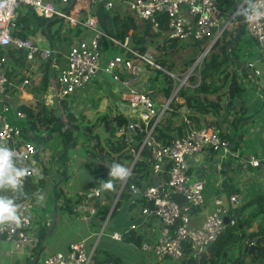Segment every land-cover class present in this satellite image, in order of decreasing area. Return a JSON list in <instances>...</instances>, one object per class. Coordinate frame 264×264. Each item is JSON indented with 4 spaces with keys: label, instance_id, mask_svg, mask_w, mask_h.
Here are the masks:
<instances>
[{
    "label": "built area",
    "instance_id": "obj_1",
    "mask_svg": "<svg viewBox=\"0 0 264 264\" xmlns=\"http://www.w3.org/2000/svg\"><path fill=\"white\" fill-rule=\"evenodd\" d=\"M84 2L93 7L102 5L105 9H112L116 3L125 2L135 19L150 22L154 30L158 28L160 17L164 16L167 19L170 39L178 40L183 44L208 39L210 42L208 48L220 41L225 31L242 24L245 26L247 35L259 44L260 56L264 60V15L259 18L238 15V10L246 5L264 12V0H242L230 15L220 8L218 0H0V52H4V55L0 57V144L14 149L21 160L19 166L29 169L28 175L17 191L19 194L25 192L29 181L35 175L34 162L40 155L41 148L35 143L23 140L21 129L10 123V114H14L16 118H26V115L17 107L19 93L22 92L28 101H33V95L26 94V88L30 84L28 78L24 79L18 87V92L13 93L10 90L12 86V81L8 77L10 62L5 52L7 49L23 51L28 63L46 61L56 53L53 49L40 47L31 38H21L16 34L17 19L28 10H31L37 18L47 21L57 20L71 29L86 28L91 37L79 39L71 45L66 56V64L60 70L59 78L53 81L49 97L63 99L85 89L102 66L100 40L105 35L98 28L94 11H88L87 15L82 17ZM110 40L115 45L125 47L126 54L130 56L112 57L107 61L104 71L122 87L123 97L133 110L143 109L139 117L133 118L127 128L120 131L125 137V143L133 147L136 143L134 135L143 132L140 122L145 124V136L141 149L145 146L149 149L150 170L160 175L158 182L153 186L141 187L132 184L130 187L132 194L146 203L141 208L144 221L155 220L160 225L156 239L144 241L140 249L148 256L152 254L154 259L150 257L157 264L164 261L179 264L183 261L187 250L193 251L196 255L203 253L216 243L227 227L236 225L240 219L237 213L240 207V196L235 194L229 195L227 205L222 198L215 199L213 210L202 226L197 229L191 227L194 209L204 204L206 180L202 177L192 180L189 175L188 159L208 152L225 157L234 156L233 145L220 135L218 129L212 127L190 128L185 136L167 145L157 141L153 135V129L168 110L171 99L177 94L174 93L168 102L158 109L150 95L134 90L133 86L140 77V67L150 66L154 69H161V67L149 50L138 53L128 47L127 41L122 42L113 38ZM207 53L205 51L204 56ZM248 66L254 69L256 77L261 75L253 64ZM122 73L130 74V76L122 77ZM151 121L153 124L149 126ZM139 154L134 151L135 161L139 158ZM262 162V158L250 157L248 160L241 161L240 164L244 169L258 168ZM165 163H167V170L164 169ZM100 194V189L93 190L87 195L85 203L83 202L74 211H88L93 215L96 209L87 207V202L99 197ZM30 208V203L24 201L19 208L22 217L19 223H0V243H10L14 250L21 254L31 253L40 244V238L33 225V217L30 215ZM225 218L228 219V224L224 222ZM137 226L132 225L131 231ZM111 237L117 241L123 240V235L120 233H114ZM39 257L36 262L38 264H114L113 262H97L94 249L87 252L82 243L71 245L67 253Z\"/></svg>",
    "mask_w": 264,
    "mask_h": 264
},
{
    "label": "crops",
    "instance_id": "obj_2",
    "mask_svg": "<svg viewBox=\"0 0 264 264\" xmlns=\"http://www.w3.org/2000/svg\"><path fill=\"white\" fill-rule=\"evenodd\" d=\"M241 1L237 3L239 4ZM82 7L84 8V11H82V17H85L88 11L91 12L94 11L96 16L98 7L90 6L87 2L82 3ZM230 8L235 9L233 4L231 5ZM107 10L111 11L112 14L117 15L120 18L131 16L133 19H135L132 16L128 4L125 2H118L114 5L112 9H107ZM224 11L226 12L227 15L231 14V11H229V7L224 8ZM135 21L139 23L141 22L137 19H135ZM62 25L64 27L69 28L67 25L64 24ZM58 28L60 27L57 28L51 27L54 36L53 40L50 39L49 37L48 38L44 37L43 34L40 32V30H38L35 27L33 34L27 38H31L35 40L39 46H40L39 43L41 42L50 43L49 41H51L50 46H46L42 48H50L57 51V54L55 53L56 54L55 57L50 58L52 59L51 70L53 68L54 70H58V72H60V70L66 64V56L69 53V51H65L67 49L61 48L60 46H55L56 44L55 38L70 40L71 41L70 47H71V45L76 41H78L79 39L80 40L89 39L91 37V34L86 28H74V29L69 28L67 31L60 30V32L57 33L56 30ZM77 29H79L78 34L75 33ZM131 34L132 33L129 32L128 34L124 35V37L121 39L122 42L127 41L128 47H129ZM245 38L246 40H244V45L240 46L242 49L243 48L245 49V51H242V56H241V58H243L242 59L243 61L241 60L243 64L235 59H233V61L234 62L237 61L238 63L235 62L236 64H242L248 68H249L248 66L249 64H253V67L255 69H258L257 68L258 65L264 69V60H262V57L260 56L259 44L254 39L249 37L247 33L245 34ZM248 41H250V43H248ZM158 42H160V40H158ZM52 45L54 47H52ZM147 45H148L147 50H149L154 54L156 61L159 64L157 60L158 52L154 47V43L148 41ZM115 46L124 49V51H119V50L103 51L101 49L102 66L99 70H97V73L92 77L87 87L83 90H80L76 94L72 95L71 98L70 97L63 98V99L66 98L70 99V104L74 106V111L77 115L82 114L77 111V107L80 108L81 106L84 109L82 115L86 118L87 121H89L88 119L91 118L95 113H100V114L104 113V114H109L111 116H117L120 113H123L125 114V116L132 119L139 117V115L143 113V109H139L135 111L129 106V103L123 97L122 87L118 83L114 82L112 77L109 74L105 73L104 71L107 61L112 57L116 55L127 56L125 52L126 51L125 47L121 45H115ZM182 49H183L182 57H181L182 59L177 61V66L175 67L177 69L178 68L181 69L182 67L186 66L191 61L192 58H195L199 54L200 55L198 59H202L204 52L206 50L205 49L201 54V51L197 47H195V45L193 44L191 45V43H187V44L182 43ZM68 50H70V48ZM59 54L62 55L61 60H58L56 58V56H58ZM48 60L37 61L35 63H28L26 61L27 68L25 70H22L21 73L22 75L27 74L29 76H24V79L26 78L30 79V84L32 85L35 82V79H31L32 78L31 73H29L31 72L30 67L39 68L40 65L44 64ZM160 67L161 69H154L150 66L140 67V77L134 85L138 83H143L142 89L145 92L148 91L149 88L148 79L153 74L152 73L153 70H160L166 72L174 79L175 81L174 88L171 96L174 93L177 94L176 97L173 99H175V104L179 106L178 109L179 115L172 119L173 124L170 126V130L166 128L167 127L166 125H168L167 123L164 126V129H167L168 136L174 137L178 135L177 127H179L183 122L189 123L188 121L189 117L194 114H196L200 118L199 127L214 128L215 126L213 125L209 126L208 123H211L212 121H215L218 118L220 122H219V128L217 129L221 133L223 132L228 134L229 138H232L234 135L235 136L237 135L236 136L237 140L235 142V145H233L232 147L234 156L225 157L223 155H217L215 153L208 152V153L194 155L188 159L189 175L191 176V178L193 180H197L202 177L203 179L206 180V186L204 190V195H205L204 204L201 207L194 209L191 217V227L193 229H197L202 226L204 221L212 212L215 199L222 198L225 204L227 205L229 202V195H235V194L239 195L238 192H232V190L236 191L238 188H245L246 194H251L254 196L257 195L258 193L257 190L261 192L260 189L249 190L247 185L250 184V182L261 180L262 179L261 176L256 172L250 171L249 167L244 169L240 164L241 161L248 160L250 157H259L262 158L264 161V154H263L264 125L261 120L262 114H258V116H256V118L253 119L252 122L249 119L247 120V118L244 120V117H252L256 115L260 111L262 106H264V100L258 93V91L261 92L259 89L261 85L258 84V80H256V82H253L252 80V82L255 84L252 86L251 91L247 92L246 95L243 96V98L246 101L241 98H234L232 100L227 98L223 99L221 101V105L223 107L226 106V109L229 113L228 122H223L224 121L223 118H225L223 107H221L220 109L215 108L217 95H206V96L201 95L199 97L200 100L202 101L205 100L206 105H208L206 110H203V113L201 114L198 112L197 108H194L192 105L188 104L186 98L178 96V93L183 86L194 88L200 84L201 82L200 75H199L200 77L199 79L195 75L196 81L193 83L190 82V77H192L194 73V69L192 68L193 66L188 67L187 71L181 75L176 74V72L173 73L168 72L161 65ZM38 68L36 70H38ZM27 70L29 72H27ZM230 71L231 70H228L229 74ZM121 76L127 77L130 76V74L122 73ZM54 79L55 77H53L52 82L54 81ZM183 80L184 81L186 80V82H182ZM22 82L19 83L17 81L15 82L12 81V86L10 87V90H12L13 93L18 92L17 91L19 90L18 87L22 84ZM256 86L258 87V89L256 88ZM253 88L256 91V93L253 90ZM26 92H27L26 94L31 93L29 90V86H27ZM49 92L51 93V89ZM50 93L48 95H50ZM19 96L20 98L17 101L18 102L17 107H19L22 104L32 105V106L36 104V100L34 96H33V101H28L24 97L22 92L19 93ZM150 96L154 100L156 107L158 109H161V107L165 103H167L168 100L171 98L170 97L165 102L159 96H157V98L156 97L154 98L152 95ZM48 98L49 97H46V101H47L46 104L52 102H53L52 104L58 103L59 99H51V101H49ZM173 99H171V101ZM108 108L110 111H107ZM169 115L170 114H165V118L169 117ZM99 116L100 115L98 114L95 115V117H99ZM14 117L16 118V116ZM239 118H241V120H239ZM236 120L238 122L242 121L243 123L236 125ZM194 126L195 125L193 126L189 125L187 127L188 129L186 133L188 132L189 128L195 129ZM98 127L101 131L105 132L102 126H98ZM94 132L101 137V135L97 133L96 130H94ZM118 134L124 137L121 131H119ZM107 136L108 135L106 133L105 137ZM105 137H101V138L103 139ZM38 147L41 148V151H40V155L36 157L34 162V167H35L34 177L32 180L29 181L28 186L23 194H19L16 192L14 193V195L19 205L24 201H28L30 203L31 205L30 215H32L33 217V225L36 229V232L38 233V236L44 227H47V231H48L52 222V214L54 213L53 212L54 202L55 200L57 202L56 222L50 236L44 243V246L42 248L43 250L41 249L39 256L43 257L44 255H49L54 253H67L71 245L82 243L87 252H91V250L94 249V257L97 255V252H100L99 253L100 258H106L111 256L118 261L117 262L118 264H157L154 262V260L151 259L150 256L141 252L140 245L137 246L133 242H127L125 240L126 239L125 235L129 234L132 231L136 234L137 237L141 238V244L144 241H154L156 239V235L159 233L160 225L157 221L155 220H152L150 222L144 221V218L141 214V208L143 207L141 206V203L143 201L140 198H138L135 194L131 193V197L120 201V205L116 211V215L111 216L112 211L116 207L115 201L120 192L119 190L117 192V195L115 196L116 199L113 201V204L111 205V213L109 214L107 219L102 223H100L98 219L95 217L96 210L93 215H91L88 211L76 212L74 211V209L82 205L87 195L91 194L93 190L97 189L91 186L89 180L90 176L89 173L87 172V166H86V164L89 162L88 155L82 149L81 144L76 148L68 151V157H69L68 165L70 167L69 170L70 169L73 170L74 176L72 181L69 180L67 182H64L65 181L64 179L66 178L64 177L60 179V176L58 174L59 172L62 171L63 166L60 164V162L56 163L52 160L53 159L52 156L49 153L45 152L44 146H38ZM133 150L132 153L134 156L135 150L134 151ZM38 162L41 163L42 166L41 168L40 166L37 167ZM133 163H135V160ZM167 168H168L167 163H165L164 169L167 170ZM261 168L264 169V164L261 166ZM42 170H47V171L49 170L48 174L46 176L41 175ZM253 174H255V176L251 177ZM159 176L160 175L153 173V171L150 170V174L143 179L141 183V187H150L155 185L160 178ZM61 182L62 183L64 182L63 184H61L62 192L68 195L69 198H71L72 200V204H73L72 212H69L64 208H61V205L58 204V198L60 199V196L58 193H56L55 186L57 184H60ZM67 186L70 187L71 191L66 190ZM36 191L38 192V194L43 195L44 199L42 201L37 202V200H33L32 198H29V196H33V194ZM26 193H28L29 196L27 198H23ZM5 194L6 193H4L3 191H0V195H5ZM7 194H11V193H7ZM105 198L106 197L101 192L99 197H95L87 202V207L95 208L94 203L98 199H100L101 201L103 200L102 203L104 204L107 202ZM179 201L182 202L181 199H179ZM241 202L242 200L240 197V206L245 204L243 202L242 204ZM132 225H138V226L136 227L135 230L131 231ZM114 233L122 234L123 240L117 241L112 239L111 235ZM38 251L39 249H34L31 253L21 254L16 252L10 243L2 242L0 243V264H12V263L22 264L23 260L24 263H26L27 259L33 260L34 257L38 254ZM39 258L40 257H38V260ZM160 264H172V262L164 261Z\"/></svg>",
    "mask_w": 264,
    "mask_h": 264
},
{
    "label": "trees",
    "instance_id": "obj_3",
    "mask_svg": "<svg viewBox=\"0 0 264 264\" xmlns=\"http://www.w3.org/2000/svg\"><path fill=\"white\" fill-rule=\"evenodd\" d=\"M241 0H218L219 6L222 10L226 7H231L233 3H237ZM96 17L98 19V28L104 33V37L100 40V49L103 51H124V49L116 47L110 38L121 41L124 35L131 32V38L129 41V48L143 53L147 51V42L154 43V47L158 52L157 60L159 64L168 72H176L181 75L185 73L188 66H184L181 69L175 68L177 61L182 59V43L178 40L170 39L169 29L167 27V19L162 16L159 20V25L156 30L153 29L150 22H136L135 19L130 17L120 18L117 15L111 13V11L105 9L102 5L97 8ZM57 20H43L37 18L31 10H28L23 16H19L17 19V32L16 34L21 38H27L33 34L34 27L40 30L44 37H49L53 40V31L51 27ZM48 23V24H47ZM63 26L56 30L57 33L62 30ZM239 31L238 38L236 39V47L230 52V57L227 54V47H229L233 41L236 32ZM79 29L75 31L78 34ZM245 26L242 24L237 25L234 29L225 31L220 41L214 44L204 60L198 74L201 76V82L194 88L183 86L178 96L186 98L188 104L197 108L201 114L203 110H206L207 106L205 100H200L201 95H217L215 108L220 109L223 107L221 101L223 99L241 98L242 93L245 91L243 83L238 79V75L234 72L228 73V67H237L243 75L253 84L249 73L245 66L242 64H236L232 59L241 61L242 51L241 41L245 38ZM160 40V42H158ZM191 45H195L199 50L204 51L208 45L209 40L203 39L201 41H189ZM250 43V41H248ZM126 52V51H125ZM7 59L11 64V70L8 72V77L12 80V74H21L22 70L27 68L26 56L23 51H16L13 49H7ZM57 54V51H56ZM53 57H55V55ZM4 55V52H0V57ZM127 56H130L129 54ZM52 57V58H53ZM51 61L49 59L44 64L40 65L37 72L31 79H35V82L29 85V90L33 94L36 104L32 105H20L19 111H22L25 115V119L15 118L14 114H10V121L13 125L18 126L21 129V138L28 142L35 143L38 146H44L45 149L50 140L55 139V147H53L48 153L52 156L54 162H60L63 166L61 172H59L60 179H64L67 182L69 179V157L68 151L76 148L80 144L82 149L89 157V162L86 164L87 172L89 173V180L93 188L100 189V191L106 197V203H102L100 199L96 200L94 207L96 209L95 217L100 223L104 222L111 213V205L117 192L120 190L124 180H113V187L111 189H104L101 187L102 180L108 178V167L113 162H118L127 167L130 171L131 165L134 162V156L132 150L139 151V158L135 161L131 172L127 178L126 184L121 191L118 202L115 209L112 211L111 216L116 215V211L120 205V201L131 197V185L141 186L144 178L150 174V151L145 146L141 150V144L145 136V124L140 122L143 129L142 133L134 135L136 141L133 147H129L124 141L122 135L118 132L122 129H126L132 118L120 113L117 116H111L109 114L100 115L94 123H90L81 114L77 115L74 111V106L69 103V98L59 99L58 103L49 107L46 105V97L52 89V79L54 76V69L51 70ZM241 63V62H240ZM152 75L148 79L149 88L146 93L152 95L154 98L159 96L163 101H167L172 94L174 88V79L166 72L160 70H153ZM56 78V77H55ZM24 77H20L17 82H22ZM55 80V79H54ZM196 81V76L190 77V82ZM218 85V86H217ZM254 85V84H253ZM260 91L264 94V86L259 87ZM225 90V91H224ZM204 109H203V108ZM179 106L175 104V99L170 103L169 110H167L162 116L160 122L155 125L153 129V135L155 139L165 145L170 144L177 138H182L186 135L187 127L189 125L194 126L195 129L200 128V118L194 114L189 117V123L183 122L177 127L178 135L168 136L167 129L170 130V126L173 124L172 119L177 117ZM225 118L223 122H228L229 113L226 106L223 107ZM165 114H170L165 118ZM262 114V122L264 125V106L256 115ZM255 116V115H254ZM247 117V120L254 118ZM166 120V122H165ZM220 120L217 118L215 121L208 123L209 126L213 125L214 128H219ZM165 123V124H164ZM166 123L168 125H166ZM243 123L236 120V125ZM153 123L150 122L149 126ZM167 129H164V126ZM97 126H102L107 133V137L101 138L94 132ZM197 127V128H196ZM211 128V127H209ZM190 129V128H189ZM223 138L228 139L232 145H235L237 135L229 138L226 133H221ZM75 139V140H74ZM132 149V150H131ZM49 150V149H48ZM42 161V160H41ZM264 164L262 162L261 166ZM41 166V163H37V167ZM260 166V167H261ZM253 168V169H259ZM252 170V167H249ZM39 170V168H38ZM50 170V169H49ZM48 170V171H49ZM47 170H42L41 175L46 176ZM109 179H111L109 177ZM63 182V183H64ZM57 184L56 193L59 194L58 204L61 208L72 212L73 204L71 198L64 194L61 189V184ZM232 192H236L232 190ZM28 193L23 198H27ZM30 197V196H29ZM143 201L141 206H145ZM252 206L255 208L249 210ZM243 220H240L234 226H229L219 237V239L210 246L203 253L196 255L193 251L187 250L183 261L179 264H264V194H257L254 198L247 201L241 207L237 209V213L240 211L247 213ZM256 228V231L248 233L252 228ZM47 231V227H44L39 233L40 243L43 240ZM127 242H133L135 245H141V238L137 237L132 231L125 235ZM246 240L247 243L244 241ZM244 242V247L242 243ZM251 245L255 246V253H248ZM40 244L37 249H39ZM239 247V248H237ZM43 250V249H42ZM37 252V251H36ZM99 253L95 256L96 261L99 263L113 262L118 264L114 257L100 258ZM250 258V262H246V257ZM31 259H27L26 264H31ZM38 264V263H36Z\"/></svg>",
    "mask_w": 264,
    "mask_h": 264
},
{
    "label": "clouds",
    "instance_id": "obj_4",
    "mask_svg": "<svg viewBox=\"0 0 264 264\" xmlns=\"http://www.w3.org/2000/svg\"><path fill=\"white\" fill-rule=\"evenodd\" d=\"M238 15L259 18L264 15V12L253 8L251 5H246L238 10ZM20 163V157L14 149L0 144V191L6 193L5 195H0V223L2 224L19 223L22 219L19 213L20 205L17 203L14 193L19 190L29 173V169L19 166ZM128 176L129 169L127 167L121 163L113 162L108 167V178L102 180L101 187L111 189L113 187V180H124ZM43 199L42 194L36 197L37 202ZM24 218L26 219V217Z\"/></svg>",
    "mask_w": 264,
    "mask_h": 264
},
{
    "label": "rangeland",
    "instance_id": "obj_5",
    "mask_svg": "<svg viewBox=\"0 0 264 264\" xmlns=\"http://www.w3.org/2000/svg\"><path fill=\"white\" fill-rule=\"evenodd\" d=\"M229 11H231V14L233 13V11H234V9H232V8H230L229 7ZM63 25L60 23V22H55L54 24H53V27H55V28H57V27H62ZM69 28H67V27H64L63 26V29H62V31L64 30V31H67ZM50 43H51V41H49ZM55 42H56V44H55V46H60L61 48H64V49H67V50H65V51H69L68 49L70 48V40H68V39H58V38H55ZM50 43H48V42H41V43H39L40 44V47H46V46H50ZM241 46L242 45H244V41H241V44H240ZM52 47H54L53 45H52ZM207 49V48H206ZM235 49V48H234ZM233 49H231V51H232ZM201 51V50H200ZM203 53V51H201V54ZM200 55V54H199ZM199 55H197L195 58H192L191 59V61L187 64V66L188 67H191V66H193L192 68L194 69V73H193V75H196L197 76V78L199 79L200 77H199V74H198V71L200 70V68H201V66H202V61L204 60V58H205V56L202 58V59H198V57H199ZM56 58L58 59V60H61L62 59V55H58V56H56ZM243 58H241V60H242ZM243 61V60H242ZM241 62V61H240ZM242 63V62H241ZM244 66V65H243ZM38 67H30V69H31V72H29L28 70H27V72H29V73H31V77L37 72V69ZM245 68H246V70H247V67L245 66ZM257 68L260 70V73H261V75L260 76H258L257 77V80H258V84H260L261 86H263L264 85V69L261 67V66H257ZM12 68H11V65H9V71L11 70ZM228 70H231V71H234V73H236L237 75H238V79L240 80V82L241 83H243V87H244V89H245V91L242 93V96H241V99H244L243 98V96L244 95H246V93L247 92H250L251 91V89H252V86H253V84H255V83H251L249 80H248V78H246L244 75H243V73L237 68V67H232V66H230V67H228ZM231 71H230V73H231ZM248 72V71H247ZM250 75V74H249ZM24 76H29V75H27V74H24V75H22L21 76V74L19 73V74H17V75H15L14 76V74H12V80L11 81H17L20 77H24ZM54 76L56 77V79H58L59 78V72H58V70H54ZM250 78H251V76H250ZM251 80H253L252 78H251ZM254 82V81H253ZM255 87V86H254ZM256 89V88H255ZM253 90H254V88H253ZM255 91V90H254ZM50 93V92H49ZM255 93H256V91H255ZM50 95H48L47 97H49ZM70 98H71V96H70ZM49 99V101H51V99H53V98H51V97H49L48 98ZM245 100V99H244ZM246 101V100H245ZM53 103V102H52ZM52 103H49V107H53V105H55V104H52ZM69 103H70V99H69ZM245 103V102H244ZM263 107V106H262ZM262 109V108H261ZM260 109V110H261ZM77 111L79 112V113H82L83 114V112H84V109L80 106V108L79 107H77ZM107 111H110L109 110V108L107 109ZM106 111V112H107ZM260 112V111H259ZM108 113V112H107ZM96 114H98V115H102V113L100 114V113H95V114H93V116L91 117V118H89L88 120H89V122H92V123H94L95 121H96V119L98 118V117H95V115ZM104 114V113H103ZM79 115V114H78ZM256 116H258V115H255L254 116V118L253 119H255L256 118ZM244 117V116H243ZM247 117H244V120L246 119ZM253 119H251L250 121L252 122L253 121ZM96 132L97 133H99L100 135H101V137H105L106 136V133L105 132H103V131H101L100 129H99V127L97 126L96 127ZM55 145H56V143H55V139H52V140H50V142L47 144V146H46V148L47 149H45V152L46 153H48L53 147H55ZM49 149V150H48ZM264 154V153H263ZM135 160V159H134ZM251 170V169H250ZM252 170H253V172H256L257 174H259L260 176H261V180H257V181H253V182H250V184H252V185H250V184H247L248 185V188H249V190H252V189H260L261 190V192H259V190H257V194H264V169L263 168H259V169H253L252 168ZM73 176H74V173H73V170L72 169H70L69 170V179H68V181L70 180V181H72L73 180ZM193 180V179H192ZM251 180H254V179H251ZM235 188H237V187H235ZM66 190L67 191H71L70 190V187L69 186H67L66 187ZM37 192V191H36ZM34 193L33 194V196H30L29 198H32L33 200H36V197L38 196V195H40V194H38V192L37 193ZM236 192H238L239 193V195H240V197H241V200H242V202L243 203H246L247 201H249V200H251L252 198H254L255 196L254 195H251V194H246L245 193V188H238L237 190H236ZM252 198H251V197ZM116 199V197L114 198V200ZM32 200V201H33ZM241 202V203H242ZM242 203V204H243ZM241 207V206H240ZM255 207L254 206H252L249 210L251 211V210H253ZM249 210L247 211V213H246V211L245 212H238V216L240 217V220H243L244 218H245V216H247L248 215V212H249ZM255 232L256 231V228H255V226H254V228H252L251 230H249V232L248 233H251V232ZM244 241V240H243ZM245 243H247V241L245 240L244 241ZM244 242L242 243V247H244ZM237 248H239V247H237ZM149 256H151L153 259H154V257H153V255L152 254H149ZM247 259H246V262H250V258L248 257V256H245ZM168 262H170V261H168ZM13 264V263H12ZM22 264H26V263H24V260L22 261ZM172 264H175V263H172Z\"/></svg>",
    "mask_w": 264,
    "mask_h": 264
},
{
    "label": "water",
    "instance_id": "obj_6",
    "mask_svg": "<svg viewBox=\"0 0 264 264\" xmlns=\"http://www.w3.org/2000/svg\"><path fill=\"white\" fill-rule=\"evenodd\" d=\"M233 6H234V7H238L239 4H238V3H233ZM238 35H239V31L236 32V35L234 36V41H233V43H232L229 47H227L228 56H230V51H231V49H234V48L236 47V39L238 38ZM210 48H211V47L207 48L205 51L208 52V51L210 50ZM203 56H204V55H203ZM232 60H233V59H232ZM235 62H237V61H235ZM237 63H238V62H237ZM247 71H248V73L250 74V76H251V78L253 79V81L256 82L257 79H256V75H255V71H254V69H249V68L247 67ZM142 86H143V83H138V84H136V85L133 86V89L136 90V91H138V92H145V91L142 89ZM256 88L258 89L257 86H256ZM258 93H259V95H260V96L263 98V100H264V94H263L262 92H259V91H258ZM74 140H75V139H74ZM133 165H134V163H133ZM133 165H132V167H131L129 173L131 172V170H132V168H133ZM254 176H255V174H253L251 177H254ZM251 177H250V178H251ZM127 178H128V177H127ZM127 178H126V180L124 181V183L122 184V187H121V189H120V192H119V194H118V196H117V199H116L115 203H117V201H118V199H119V197H120L121 191L123 190V188H124V186H125V184H126ZM53 212H54V213L52 214V222H51V225H50L48 231L46 232L45 237L43 238V240H42V242H41V244H40L38 254H37V255L34 257V259L31 261V264H36V262L38 261V257H39L40 251H41V249L43 248L44 243L46 242V240L48 239V237L50 236V234H51V232H52V230H53V228H54V225H55V222H56V217H57V202H56V200H55V202H54V211H53ZM224 222H225L226 224L229 223L227 218L224 219ZM255 249H256L255 246H254V245H251L250 248H249L248 253H250V254H254V253H255Z\"/></svg>",
    "mask_w": 264,
    "mask_h": 264
}]
</instances>
